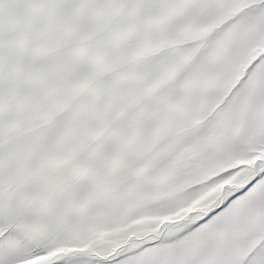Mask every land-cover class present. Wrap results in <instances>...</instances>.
<instances>
[{
  "label": "snow or ice",
  "instance_id": "1",
  "mask_svg": "<svg viewBox=\"0 0 264 264\" xmlns=\"http://www.w3.org/2000/svg\"><path fill=\"white\" fill-rule=\"evenodd\" d=\"M0 264H264V0H0Z\"/></svg>",
  "mask_w": 264,
  "mask_h": 264
}]
</instances>
